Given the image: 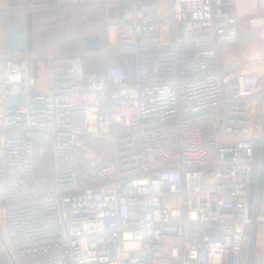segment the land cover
Masks as SVG:
<instances>
[{"label": "built area", "instance_id": "obj_1", "mask_svg": "<svg viewBox=\"0 0 264 264\" xmlns=\"http://www.w3.org/2000/svg\"><path fill=\"white\" fill-rule=\"evenodd\" d=\"M53 7L99 9L105 44L92 54L103 69L86 72L79 51L58 63L7 50L0 7V241L10 264H255L264 74L246 70L244 53L264 50V0L243 11L239 0ZM226 48L239 66H224ZM42 57L44 90L32 63ZM45 153L51 179L36 172Z\"/></svg>", "mask_w": 264, "mask_h": 264}, {"label": "crops", "instance_id": "obj_2", "mask_svg": "<svg viewBox=\"0 0 264 264\" xmlns=\"http://www.w3.org/2000/svg\"><path fill=\"white\" fill-rule=\"evenodd\" d=\"M54 2L55 0H0V7L4 9L2 31L5 48L33 54H58L55 59L58 63L69 62L68 55L79 51L84 53L86 72L102 70L103 58L92 54L100 51L105 44L104 21L99 9H57L53 7ZM255 45L263 50L262 45ZM252 49L251 46L244 53V60L247 62L245 68L264 74V64L250 56ZM46 62V57L32 61L33 66L47 68ZM123 65L128 67V60H124ZM125 72L129 73L127 68ZM2 229L0 222V233ZM0 264H10L7 249L1 241Z\"/></svg>", "mask_w": 264, "mask_h": 264}, {"label": "rangeland", "instance_id": "obj_3", "mask_svg": "<svg viewBox=\"0 0 264 264\" xmlns=\"http://www.w3.org/2000/svg\"><path fill=\"white\" fill-rule=\"evenodd\" d=\"M164 3L165 6L168 5L166 1ZM112 35L114 36V32H112ZM164 39L166 41L168 40L167 30L164 31ZM252 47L253 49L251 50L250 56L254 59L260 60V62L264 64V50H261L256 45H252ZM234 55H235L234 52L230 48L223 49V62L225 67L233 68L235 66H239L237 61L234 59ZM33 67H34L35 76L38 81V86L40 89L44 90L48 79L47 68L41 65H35ZM5 133L7 135H12V132L10 130L5 131ZM231 140H234V138H231ZM45 144H49V143H45ZM35 163H36L35 164L36 172L39 175L45 176L48 179L52 178V174H50V170L48 169V167L51 165V155L49 153L37 154ZM262 211H264V209H262ZM248 246H249L248 255L250 256L252 243H250ZM263 254H264V224H260L257 231V240H256L255 258H254L255 264H260Z\"/></svg>", "mask_w": 264, "mask_h": 264}, {"label": "bare ground", "instance_id": "obj_4", "mask_svg": "<svg viewBox=\"0 0 264 264\" xmlns=\"http://www.w3.org/2000/svg\"><path fill=\"white\" fill-rule=\"evenodd\" d=\"M239 1H240V10L241 11H243L244 8L253 9L255 6V0H239Z\"/></svg>", "mask_w": 264, "mask_h": 264}, {"label": "trees", "instance_id": "obj_5", "mask_svg": "<svg viewBox=\"0 0 264 264\" xmlns=\"http://www.w3.org/2000/svg\"><path fill=\"white\" fill-rule=\"evenodd\" d=\"M98 59L99 58L96 59L97 62H98ZM124 59L128 60V67H125V65H123V68H124V70H125V68H127L128 72L130 73L132 71V65H131L132 59H131V57H127V56L124 57ZM83 65H84V62H83ZM84 68H85V66H84ZM97 71H99V70H97Z\"/></svg>", "mask_w": 264, "mask_h": 264}]
</instances>
